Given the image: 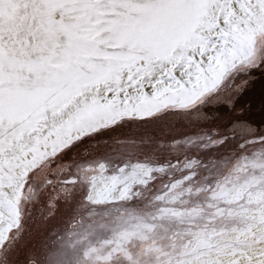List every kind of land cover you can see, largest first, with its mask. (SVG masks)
Segmentation results:
<instances>
[{"label": "snow or ice", "instance_id": "6c2138e0", "mask_svg": "<svg viewBox=\"0 0 264 264\" xmlns=\"http://www.w3.org/2000/svg\"><path fill=\"white\" fill-rule=\"evenodd\" d=\"M57 4L69 10L72 21L63 51L38 48L39 37L19 19L31 0H0V248L19 227L20 203L25 191H31L32 178L74 139L90 134L85 128L98 131L96 121L112 126L133 115L142 119L169 107L191 108L229 74L253 66L264 53V0ZM13 10L16 18H10ZM73 133L78 134L73 138ZM247 144L264 145V138ZM249 168L259 175L231 188L228 179L217 184L210 196L215 203L208 205L215 209L211 219L197 231L182 234V241L191 237L187 243L178 245L173 237L167 246L171 250H166L150 235L154 225L138 223L90 248L85 257L91 264H113L117 258L123 264H146L145 257H151L152 264H221L224 258L229 264H264V161H241L233 172ZM142 171L148 176L153 169ZM189 179L177 181L169 191ZM116 182L114 177L113 185ZM130 191V186L123 187L119 198H130ZM88 199L103 202L92 199L91 189ZM169 213L181 222L201 214L196 209H161L158 218ZM217 219L223 224L219 229ZM232 233L235 239H229ZM133 241L138 242V247L133 244L135 252L128 248Z\"/></svg>", "mask_w": 264, "mask_h": 264}, {"label": "rangeland", "instance_id": "374dc122", "mask_svg": "<svg viewBox=\"0 0 264 264\" xmlns=\"http://www.w3.org/2000/svg\"><path fill=\"white\" fill-rule=\"evenodd\" d=\"M17 15L13 10L10 18ZM19 19L39 37L38 48L63 51L67 46L66 30L72 21L69 10L58 7L57 0H31L29 11ZM260 58L251 67L237 68L215 92L191 108L169 107L142 119H119L74 139L71 147L48 159L32 178L31 191L24 193L19 227L0 248V264H91L86 251L138 223L154 225L150 235L166 250H171L167 247L170 238L178 245L187 243L191 237L184 236L182 241L181 235L197 231V226L211 219L215 209L208 205L215 203L210 196L218 183L228 179L226 186L231 188L259 175L251 168L246 173L233 169L241 161H264V145L247 144L250 139L264 138V53ZM101 164L104 171L99 169ZM189 164L191 168L186 167ZM136 166L153 171L145 176ZM187 176L191 179L169 191ZM105 180L109 181L106 190L130 186V198L92 203L90 187ZM161 209L181 213L196 209L201 214L185 216L181 222L171 213L158 218ZM215 226H223L220 219ZM234 235L229 239H235ZM133 244L138 247L133 241L128 248L135 252ZM144 259L152 264L151 257ZM224 263H229L227 258L221 260ZM113 264L123 261L117 258Z\"/></svg>", "mask_w": 264, "mask_h": 264}, {"label": "bare ground", "instance_id": "6f19581e", "mask_svg": "<svg viewBox=\"0 0 264 264\" xmlns=\"http://www.w3.org/2000/svg\"><path fill=\"white\" fill-rule=\"evenodd\" d=\"M133 117H136L135 115H133ZM104 123H108V120L105 119L104 120ZM96 127H100V124H99V121H96L95 125ZM104 127V126H103ZM92 128L91 127H88V128H85L83 131L85 132H89L91 131ZM78 133H73V138L75 137V135H77ZM143 174V173H142ZM108 185H109V181L108 180H105L104 182L102 181H99L95 184H93L90 189H91V195H92V199L95 200V199H100L104 202H110V201H116L118 200L119 198V195H120V191H112V190H106L108 188ZM107 187V188H106ZM89 189V190H90ZM111 189V188H110ZM99 190V192H98ZM89 194V193H88ZM89 200V199H88ZM235 237V235H234ZM233 237V238H234ZM224 264H229V263H224Z\"/></svg>", "mask_w": 264, "mask_h": 264}]
</instances>
